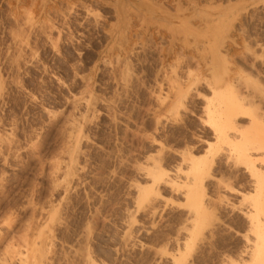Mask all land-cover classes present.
I'll return each instance as SVG.
<instances>
[{"label":"rangeland","instance_id":"1","mask_svg":"<svg viewBox=\"0 0 264 264\" xmlns=\"http://www.w3.org/2000/svg\"><path fill=\"white\" fill-rule=\"evenodd\" d=\"M115 1L0 0V264H244L231 187L250 182L228 146L208 151L204 107L208 80L243 77L264 96V0H154L174 11L247 3L193 20L214 31L201 40L133 8L117 35ZM246 84L245 108L264 124V97ZM240 112L250 128L254 113ZM186 152L212 163L199 227L185 188L140 198L154 164L174 173Z\"/></svg>","mask_w":264,"mask_h":264},{"label":"bare ground","instance_id":"2","mask_svg":"<svg viewBox=\"0 0 264 264\" xmlns=\"http://www.w3.org/2000/svg\"><path fill=\"white\" fill-rule=\"evenodd\" d=\"M126 1L127 6H129V0ZM115 2L117 3L118 1ZM124 5L125 0L121 5L122 10H124ZM131 10L132 8H130V11L128 12L129 17ZM163 25L170 27L166 22H164ZM242 78H239V76L237 78L233 76L224 86L217 88L212 85L210 80L207 81V87L213 89L211 91L213 96L210 97V102L204 107L207 114L206 126L211 130L215 139L214 143H208L209 149H207L210 151L216 145L228 146L227 160L233 162L236 167H241L243 169V174L249 179L250 190L245 189L243 192L231 187V190H235L242 195V200L239 203V206L237 205V208L239 213L245 219L247 226V232L240 235L246 240L247 249L244 251L249 260L247 261L244 259L242 263L264 264V124L257 121L259 115L258 113L256 114V108L254 107V110L252 108L254 113H252V124H254L252 126L250 125V128L238 124L236 120V116L240 111L252 115L251 112H248L249 109L247 110L245 108V106L251 102L247 99L249 95H245L242 91L244 85L248 83V85L246 84L247 86H245V89L252 85L256 91L258 89L261 90L262 88H259L260 86H258L256 82L257 85L254 84V82H251L253 83L251 84L249 81H243ZM233 82L236 83V85ZM259 90L258 92H261L260 96H263V90ZM180 92H182L181 89ZM256 97H258V95ZM182 161V164L174 173L165 170L160 164L158 165L155 163L153 168L148 172L152 178L151 184L149 186L140 187V198L142 200H149L150 198L151 200L152 195L157 196L158 192L155 193L157 191L155 187L161 183L170 185L177 190L185 188L184 195L190 204L189 206L194 209L193 211L196 213H194L195 227H199L201 218L206 214L203 198L204 175L209 172L208 169H210L212 163L210 164L209 162V154L205 157H197L193 152L183 155ZM184 164H186L185 169L183 167ZM235 191L232 192L235 193ZM84 260L86 264H95L94 260L90 257H87ZM178 262L179 259H175V263Z\"/></svg>","mask_w":264,"mask_h":264},{"label":"water","instance_id":"3","mask_svg":"<svg viewBox=\"0 0 264 264\" xmlns=\"http://www.w3.org/2000/svg\"><path fill=\"white\" fill-rule=\"evenodd\" d=\"M116 1L118 2L108 4L115 9L117 14V28L115 31L117 35L126 27L129 20L128 12L130 8H133L138 12L139 16H143L146 25L166 22L170 25V30L175 36L178 34L193 35L198 40L211 38L213 36L212 32L214 31L203 32L198 30L192 25L193 20L214 17L228 18L235 15L238 10L247 6V3L242 1L230 6L206 4L205 6L196 7L193 10H183L180 8L174 11L154 0H129V6H127V1L125 0L124 10H122L121 5L124 3V0Z\"/></svg>","mask_w":264,"mask_h":264}]
</instances>
